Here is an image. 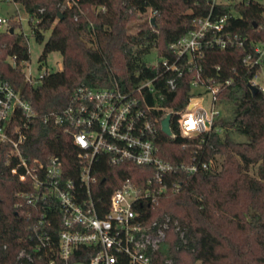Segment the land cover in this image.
Instances as JSON below:
<instances>
[{"label": "trees", "instance_id": "1", "mask_svg": "<svg viewBox=\"0 0 264 264\" xmlns=\"http://www.w3.org/2000/svg\"><path fill=\"white\" fill-rule=\"evenodd\" d=\"M77 1V6L62 10L64 0H17L30 15L36 40L44 44L40 61L55 52L63 57V68L45 75L38 86L26 81L23 64L30 61V51L25 37L0 33V75L38 114L25 144L26 155L31 159L59 156L68 178L74 179L79 176V149L71 136L43 123L42 117L67 108L80 88L108 89L118 83L128 91L142 80L154 79L160 71L145 57L153 50L168 55L169 47L195 28V20L211 12V0ZM232 7L217 6L215 16L235 11L227 29L248 37L244 48L207 49L199 60L202 71L188 73L176 91L163 86L166 77L155 83L157 95L165 98L157 102L181 109L189 102L194 79L202 84L231 81L220 94V104L231 108L233 115L217 120L213 132L175 140L160 135L154 140L165 161L180 165L195 158L197 163L209 164L208 170L200 169L194 176L179 172L174 177L179 189L170 187L147 206V220L169 216L180 223V231H170L167 239L166 258L174 264H264V92L254 95L249 88L264 65L250 70L244 63L253 44H264V16L258 2ZM149 11L156 18L155 26L149 20L141 24L139 34H129V23ZM35 20H41L37 26ZM148 97L155 102L152 95ZM5 153L6 149L0 150V264H61L54 253L35 250L34 229L43 211L20 197L29 184L11 174ZM218 156L223 158L221 165ZM101 176L103 189L97 196L107 200L127 179L146 185L151 169L133 164L111 168L104 161ZM24 251L33 262L20 257Z\"/></svg>", "mask_w": 264, "mask_h": 264}, {"label": "built area", "instance_id": "2", "mask_svg": "<svg viewBox=\"0 0 264 264\" xmlns=\"http://www.w3.org/2000/svg\"><path fill=\"white\" fill-rule=\"evenodd\" d=\"M257 2L264 16V0H211L210 14L196 19L195 28L173 43L168 55L157 52L158 62L149 64L160 71L154 79L142 80L128 91L118 83L108 89L80 88L67 108L44 115L43 123L60 128L79 149L77 179L68 178L65 162L59 156L31 159L26 155L25 144L38 114L21 92L0 75V150L6 149L5 166L10 167L11 174L29 184V190L20 197L43 211L39 227L34 229L37 252L50 251L61 264H174L166 258L167 239L170 231H180V223L169 216L147 220V206L170 187L179 189L174 181L179 172L194 176L200 169L208 170L209 164L197 163L195 158L180 165L165 161L154 140L160 135L175 140L213 132L216 121L223 118L220 94L231 81L220 84L208 80L202 84L194 79L189 102L181 109L161 106L157 100L163 102L165 98L157 95L155 83L166 77L163 86L176 91L188 73L202 71L199 60L207 49L244 48L248 37L227 29L235 11L233 15L215 16V9ZM1 3L23 7L17 0H0V9ZM77 5V0H64L61 8ZM18 15L16 12L7 19L0 16V33L14 29L16 34ZM40 21L35 20L34 26ZM14 22L18 24L16 29ZM252 48L253 52L244 59L250 70L264 65V44L256 43ZM28 63L23 64L24 71ZM49 73L41 74L40 81ZM25 76L35 86L33 77ZM259 77L256 74L249 85L264 92L256 82ZM160 111L163 115L158 117ZM167 116H171L169 135L163 127ZM216 131L222 132L219 128ZM104 161L111 168L128 164L150 167L151 177L144 186L125 180L106 200L97 196L102 194ZM20 257L33 262L25 251Z\"/></svg>", "mask_w": 264, "mask_h": 264}, {"label": "rangeland", "instance_id": "3", "mask_svg": "<svg viewBox=\"0 0 264 264\" xmlns=\"http://www.w3.org/2000/svg\"><path fill=\"white\" fill-rule=\"evenodd\" d=\"M64 10V8H61ZM16 12L19 13L17 16L18 20H20L19 26L17 28L16 34H22L25 37V41L27 42V45L29 47L30 51V61L28 65L25 67V73L27 76H32L35 86H38L40 84V75L44 74L45 72L50 73H57L61 70V66L63 63V57L60 53L55 52L50 54L48 56L46 61L41 62L40 57L43 53L44 44L39 43L34 34H33V26L30 24V15L29 13L23 8L18 7L14 5L13 3H1V9H0V16L2 18H10L13 16ZM153 18L152 13L149 11L145 17L141 19H134L129 23V27L131 28L129 31V34L131 35H137L139 34V27L141 24H144V22L151 21ZM51 32L45 33V38L50 39ZM27 37V38H26ZM158 54L156 50H153L149 55L145 57V61L150 65H155L158 62ZM8 61L13 63V58H8ZM257 84L264 88V68L260 74V77L257 79ZM220 110L222 112L224 119H229L233 115V111L231 108H224L220 107ZM240 141H245L244 137L239 138ZM218 158V163L221 165L223 158L220 156ZM252 174H254V171H252Z\"/></svg>", "mask_w": 264, "mask_h": 264}, {"label": "water", "instance_id": "4", "mask_svg": "<svg viewBox=\"0 0 264 264\" xmlns=\"http://www.w3.org/2000/svg\"><path fill=\"white\" fill-rule=\"evenodd\" d=\"M59 15H60V17H62V14H59ZM155 21H156V18L153 17V18L151 19V24H152L153 26H155ZM14 33H15L14 29H11V30H10V34H14ZM249 88H250V90L252 91V93H253L254 95L258 94V92H259V89H258V88L254 87V86H252V85H249ZM170 123H171V116H167V117L165 118V120L163 121V127H164V132H165L166 134H168V135L171 133V130H170Z\"/></svg>", "mask_w": 264, "mask_h": 264}, {"label": "crops", "instance_id": "5", "mask_svg": "<svg viewBox=\"0 0 264 264\" xmlns=\"http://www.w3.org/2000/svg\"><path fill=\"white\" fill-rule=\"evenodd\" d=\"M63 68V66H61V69Z\"/></svg>", "mask_w": 264, "mask_h": 264}]
</instances>
